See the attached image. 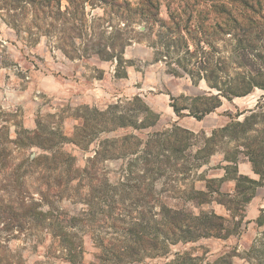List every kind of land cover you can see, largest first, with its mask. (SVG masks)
Returning <instances> with one entry per match:
<instances>
[{"label":"trees","instance_id":"16d2710c","mask_svg":"<svg viewBox=\"0 0 264 264\" xmlns=\"http://www.w3.org/2000/svg\"><path fill=\"white\" fill-rule=\"evenodd\" d=\"M61 1L0 0V15L8 20L7 25L15 33L27 36L28 41L33 39L31 30L36 20L41 23H46L48 18L57 20L63 41L85 38L87 30H98L102 26L100 39L90 50H94L98 60L114 61L117 72L126 63L123 61L125 48L141 44V37H144L132 29L133 23H137L133 16H149L153 24L148 30L156 27V41L149 46L154 62H164L169 74L186 76L193 85L204 81L209 89L189 98L190 105L180 107L173 103L171 107L178 118L189 116L200 121L221 107L223 100L232 103L233 99L245 97L255 89L264 91V0H228L227 4L215 0H189L180 7L182 12L188 13L183 28L185 36H189L187 26L193 17L198 22L195 25L197 31L200 36L203 35L193 51H190L184 36L179 35L183 31L179 22L171 16L169 23L159 18L157 0H141L137 8H132L127 1L97 0L103 6L108 5L119 21H123V28L119 24L110 27L112 31L108 34L107 26L99 25L100 21L106 23L102 17L94 18L87 25L84 9L88 0H65L68 7L64 11L60 8ZM210 13L217 15V19H211ZM217 35L222 38L229 36L227 42L234 63L248 70L247 76L236 74L235 78L229 77V60L221 52L219 54L215 43L212 44ZM207 36L212 38V42L207 41ZM63 44L65 42H61L60 48L63 55L67 58L78 56L80 50L73 43L65 45V48ZM180 52L183 54L180 55ZM262 104L264 102L259 99L253 109L239 111L235 107L234 113L225 112L228 122L212 130L209 136L203 131L194 133L173 124L169 129L147 134L124 133L101 139L93 157L88 160L89 165L83 168L75 167L66 153L54 150L47 143L48 139L45 140L46 135L39 133L38 129L21 136L17 141L19 144L27 141V146L50 153L36 156L31 163L50 165L54 172L50 185L53 196L64 194L60 191L64 188L68 196L76 198L72 186L87 189L86 193L77 195L81 196L80 201L85 207L81 213L69 219L65 217L64 221L51 215V220L45 225L51 235L50 247L61 252L69 262L75 261L85 255L83 241L78 236L80 233L88 235L96 264H134L143 263L146 259H167L169 256L172 258L164 264H192L194 259L189 254L171 253V247L201 239L225 240L241 233L244 208L259 182L238 175L237 164L248 161L253 171L264 179ZM124 105L135 106L141 118L135 119L133 113L118 111L121 105H109L103 111H96L100 134L128 128L140 131L153 127L159 120L158 114L137 96ZM85 123L75 130V139L71 141L78 147L82 146L85 138H89V134L84 136V131L89 129V124L86 126ZM93 130L95 126L90 129V134ZM249 130L255 135L243 137ZM231 142L232 147L229 145ZM219 153L223 154L222 161L226 164L221 165L219 161L211 165V157ZM118 160L121 163L118 171L120 178L110 184L105 166L107 162ZM99 163L97 171L95 165ZM220 169L224 175L214 177L213 172ZM95 174L99 176L97 183L93 186L86 183ZM75 180L77 184L73 185ZM226 180L234 181V196L220 191L221 183ZM196 182L202 183V189L196 188ZM37 194L39 204L36 206L53 203L48 193L39 191ZM26 199L33 200L26 196L20 201L25 214L42 217L41 212H35V206L26 205ZM212 202L222 205L226 214L218 215L213 209H203ZM257 222H264V217Z\"/></svg>","mask_w":264,"mask_h":264},{"label":"rangeland","instance_id":"374dc122","mask_svg":"<svg viewBox=\"0 0 264 264\" xmlns=\"http://www.w3.org/2000/svg\"><path fill=\"white\" fill-rule=\"evenodd\" d=\"M157 1L159 18L169 23L171 16L183 29L188 13L182 12L180 7L189 0ZM215 1L227 4L228 0ZM127 2L132 8L141 4V0ZM67 7V2L62 0L61 11ZM84 11L87 25L98 17L106 21L99 22V25L107 26L106 34L112 31L110 27H116L118 24L123 28V21H119L117 14L111 11L108 5L103 6L97 0H88ZM210 15L211 19L218 17L214 13ZM133 17L137 19V23H133L132 29L144 37H141V44H132L125 48L123 61L126 63H123L117 72L114 61L98 60L94 50H90L91 47L94 48L93 44L99 41L102 26L98 30H87L85 38L63 41L58 32L60 24L57 20L48 18L46 23L36 20L31 30L33 39L28 41L27 36L15 33L7 25L8 20L0 15V264H96L92 257L94 250L89 245L87 234H78L83 241L85 255L75 261L69 262L61 252L50 247L51 235L45 225L51 220V215L54 214L64 221L65 217L69 219L81 213L85 207L80 201L81 196L77 195L86 193L87 189L72 186L76 198L68 196L64 188L60 190L64 194L53 196V187L50 185L54 172L50 165L31 163L36 156L50 153L27 146V141L19 144L17 141L21 136L38 129L39 133L46 135L45 140L48 139L47 143L51 144L54 150L66 153L72 158L75 167L83 168L89 165L88 160L93 157L101 139L117 134L139 135L169 129L178 118L171 107L173 103L180 107L190 105L189 98L209 91L204 81L193 85L186 76L174 77L169 74L164 62H154L153 51L149 46L156 41V27L154 30H148L149 25L153 24L149 16L139 14ZM197 23L193 17L191 24L187 26L188 37L185 36L184 29L179 33L184 36L190 51L195 50V45L203 36H200L195 27ZM162 32L165 33L164 30ZM228 37L217 35L214 42L209 36L206 39L212 44L215 43L220 50L219 54L221 52L229 60L227 73L230 78H235L236 74L247 76L249 71L237 67L234 63L227 42ZM61 42H65L62 45L64 48L65 45L73 43V46L80 50L78 56L67 58L63 55L60 50ZM134 96L139 97L152 112L158 114L157 123L140 131L128 128L116 133L100 134L96 111H103L109 105H121L118 111L133 113L135 119L141 118L135 106L124 105ZM259 99L261 103L264 102V91L255 89L245 97L233 99V105H236L239 111L253 109ZM223 104L226 109L235 112L230 103L223 100ZM262 108L264 115V104ZM85 121L86 126L89 124V129L84 131V136L89 134V138H85L82 146L78 147L71 141L75 139V130L82 127ZM188 121L195 123L194 119ZM216 121L214 116H210L204 120L205 128L195 133L203 130L209 136L210 130L207 128ZM94 126L95 131L90 134V129ZM254 135L255 133L249 130L243 137ZM229 145L232 147L233 142ZM221 147L224 148L223 144ZM219 159V156H214L211 160L213 165ZM95 167L99 171L100 163ZM105 167L109 172L107 180L110 184L115 183L120 178V160L107 162ZM213 173L214 177L219 176V171ZM98 177V174H95L92 179L86 180V183L93 186ZM76 184L77 180L73 185ZM195 185L196 188L202 189L201 182H196ZM39 191L52 196L53 203L49 204L47 200L48 203L36 206L39 204ZM26 196L33 199H26V205L35 206V212H41L42 217L25 214V209L19 203ZM220 206L222 205L212 202L203 209H213L218 215H225ZM238 233L225 240L201 239L194 243L177 244L172 246L170 251L179 254L186 252L194 259L192 264H264V232L250 243L240 239L241 233ZM171 258L169 256L167 259H146L143 263L134 264H164Z\"/></svg>","mask_w":264,"mask_h":264},{"label":"crops","instance_id":"0c3cea01","mask_svg":"<svg viewBox=\"0 0 264 264\" xmlns=\"http://www.w3.org/2000/svg\"><path fill=\"white\" fill-rule=\"evenodd\" d=\"M127 1H130V0H127ZM230 104L232 105L233 109L237 107L236 105H233V101ZM226 108L227 107H224V104L222 102L221 107L216 109L214 112L206 115L200 121H197L193 117L183 116L181 118H177V120L173 124L195 133V131L205 128L203 124L205 119L209 118L210 116H214L217 119V121L209 125L207 128L210 130V133H211L212 130L217 129L219 127H223L228 122V119L224 116V114L225 112L231 111V110L226 109ZM220 110L222 111L220 112ZM190 119H194L195 123H191L190 121H188ZM214 156L220 157L219 161H221V165L226 164L224 161H222L223 154H220V153L215 154L211 157V160L213 159ZM211 160H210V164L213 165ZM218 171H219L218 178H220L224 175V171L221 169ZM237 174L241 176H245L256 182H259V186L255 188L253 196L251 197L247 206L244 208L242 231H241V235L239 236L240 239H243L246 242L250 243L252 240H255V238L259 236L262 232H264V222L262 223L257 222L260 217H264V179H261L260 175L253 171V168L248 161H242L237 164ZM234 187H235V183L233 180H226L223 183H221L220 191L223 193L230 194L231 196H234L235 195ZM220 207L224 209V212L226 214L225 208L223 206H220Z\"/></svg>","mask_w":264,"mask_h":264}]
</instances>
